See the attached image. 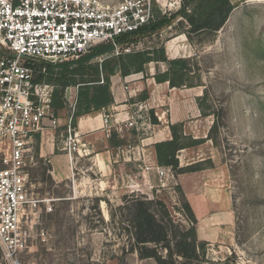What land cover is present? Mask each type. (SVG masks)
Wrapping results in <instances>:
<instances>
[{"label": "rangeland", "instance_id": "1", "mask_svg": "<svg viewBox=\"0 0 264 264\" xmlns=\"http://www.w3.org/2000/svg\"><path fill=\"white\" fill-rule=\"evenodd\" d=\"M231 2L235 8L215 38L203 42L197 36L193 41L188 38L191 51L190 56H185L190 59L188 83L204 86L202 103L208 114L203 115L198 133H208L213 122H218L212 135L214 141L204 139L206 142L198 145H203L205 156H214L216 163L225 168L223 188L230 196V219L223 225L218 223V231L208 233H200L197 224V237L210 238L207 264H264V0ZM175 10L164 14L158 8L161 17L171 21L154 33L129 38L120 49L134 52L158 47L182 33L187 23L181 16L173 17L180 11ZM8 53L3 52L2 57ZM24 61L35 67L37 79L47 74L49 64H59ZM148 69L150 65L146 66ZM46 80L38 82L49 83ZM49 84L55 91V84ZM67 88L66 106L55 113L62 119L61 124L73 113V106H77L78 86ZM5 147L0 142V168ZM32 155L30 190L40 198L55 201L52 211L48 212L42 203L33 213L32 244L23 255L24 264H158L154 258H141L135 245L130 211L125 205L137 198L162 200L176 228L193 226L176 182L166 183L149 195L133 192L135 186L92 189L87 174H72L70 179L58 182L50 162L40 156L37 142L33 144ZM210 160L206 159L203 165L212 162L215 167L213 159ZM88 162L84 159L81 164L86 167ZM153 210L159 218L165 215L160 205L155 204ZM161 245L158 249L166 255L167 250ZM0 264H7L1 254Z\"/></svg>", "mask_w": 264, "mask_h": 264}, {"label": "built area", "instance_id": "2", "mask_svg": "<svg viewBox=\"0 0 264 264\" xmlns=\"http://www.w3.org/2000/svg\"><path fill=\"white\" fill-rule=\"evenodd\" d=\"M181 5V0H0V51L9 52L0 61V142L6 146L0 168V254L7 264H24L37 208L45 203L48 212L53 210L55 198H40L29 187L36 135L47 126H64V149L74 170L76 154L87 153L73 122L75 105L62 125L52 107L54 86L38 82L35 67L24 60H75L105 42L119 54V36L150 24L158 8L166 14ZM158 173L163 179L168 175L162 166Z\"/></svg>", "mask_w": 264, "mask_h": 264}, {"label": "crops", "instance_id": "3", "mask_svg": "<svg viewBox=\"0 0 264 264\" xmlns=\"http://www.w3.org/2000/svg\"><path fill=\"white\" fill-rule=\"evenodd\" d=\"M164 45L169 58L190 56L191 44L183 31ZM160 64L166 68L160 69ZM149 65L150 69L146 73L123 75L117 71L110 78L113 104L106 110L77 119L76 129L87 153L82 156L76 154L78 162L75 170L64 149V126H47L36 135L39 154L50 162L52 174L58 182L70 179L72 174H87L92 189L135 186L138 188L134 187L133 192L149 195L154 194L155 189L164 187L163 182H176L196 215L199 232L218 231V226L231 217L230 196L223 188L227 176L225 168L216 163L214 156H205L201 144V147L192 146L178 152L180 166L213 159L215 167L176 174L172 167L158 163L155 147L157 143L173 138L171 125L177 123L184 124V133L187 135L212 140L208 139V135L214 122L208 133H198V125L204 118L198 98L202 96L204 86L179 88L171 87L169 82L159 83L154 77L157 69L166 71L167 65L162 62H151ZM145 93H148V98L141 99ZM73 96L71 94V98ZM107 113L110 114L108 124ZM154 117L158 118V123H155ZM190 119L195 120L190 122ZM129 122L134 125L130 126ZM113 138L123 141V144H114ZM84 159L89 161L86 167L81 164ZM159 166L167 169L168 175L164 179L158 173ZM209 239L203 237L204 241L208 242Z\"/></svg>", "mask_w": 264, "mask_h": 264}, {"label": "trees", "instance_id": "4", "mask_svg": "<svg viewBox=\"0 0 264 264\" xmlns=\"http://www.w3.org/2000/svg\"><path fill=\"white\" fill-rule=\"evenodd\" d=\"M234 8L235 5L231 0H183L182 8L173 17L181 16L186 21L187 28L185 27L183 32L187 34L190 41H193L195 36L200 39V42L207 39L211 41L226 24ZM160 14L157 11L155 19L140 30L119 36L117 43L122 45L133 36L154 33L171 21L166 16L161 17ZM115 53V45L112 42H105L95 46L91 52L79 59L49 64L47 74L41 75L37 81L45 78L47 82L53 83L57 87L52 101L54 112L58 114L60 110L65 108L66 88L72 85L78 86L77 106L73 119L74 125H77L79 117L99 112L103 108L108 109L113 104L114 97L110 82L113 74L117 71L123 75L145 73L146 66L151 62L167 64L166 71L158 70L154 76L159 83L169 82L171 87L179 88L201 85V83H188L190 59L185 57L169 58L164 44L134 52L122 50L119 54ZM2 54L3 51H0V61ZM102 77L103 83L100 82ZM140 98L147 99L148 93L143 94ZM202 99L203 96L198 99V103L203 115H207ZM153 120L158 123L156 117ZM217 127L218 122L214 121L208 139L214 141L212 135ZM171 130L173 135L171 140L155 145L160 165L172 167L176 174L194 172L213 166L212 162L209 166L199 162L181 167L177 157L178 152L181 149L196 146L205 140L185 134L183 123L172 124ZM112 142L123 144V141L115 140V138ZM179 188L184 196L183 207L193 224V226L183 230L180 227L176 228L162 200L154 202L153 200L137 198L131 204L125 205L130 211L129 220L134 228L133 238L135 245H137V251L141 258H154L158 264H207L210 261L206 257L208 242L198 239L196 228L198 220L182 188L180 186ZM155 204L160 205L163 211L165 210V215H162L161 218L153 210ZM149 244L155 246H149ZM160 244L167 250L166 255H163L158 249Z\"/></svg>", "mask_w": 264, "mask_h": 264}]
</instances>
